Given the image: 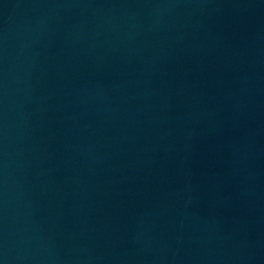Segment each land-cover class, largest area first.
Listing matches in <instances>:
<instances>
[{"label":"water","instance_id":"1","mask_svg":"<svg viewBox=\"0 0 264 264\" xmlns=\"http://www.w3.org/2000/svg\"><path fill=\"white\" fill-rule=\"evenodd\" d=\"M0 264H264V0H0Z\"/></svg>","mask_w":264,"mask_h":264}]
</instances>
